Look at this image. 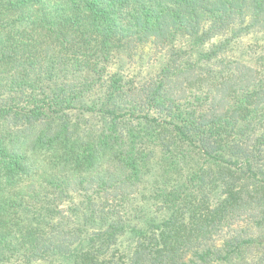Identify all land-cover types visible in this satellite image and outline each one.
Here are the masks:
<instances>
[{
	"label": "trees",
	"instance_id": "1",
	"mask_svg": "<svg viewBox=\"0 0 264 264\" xmlns=\"http://www.w3.org/2000/svg\"><path fill=\"white\" fill-rule=\"evenodd\" d=\"M0 264H264V0H0Z\"/></svg>",
	"mask_w": 264,
	"mask_h": 264
},
{
	"label": "rangeland",
	"instance_id": "2",
	"mask_svg": "<svg viewBox=\"0 0 264 264\" xmlns=\"http://www.w3.org/2000/svg\"><path fill=\"white\" fill-rule=\"evenodd\" d=\"M144 71H148V70H144Z\"/></svg>",
	"mask_w": 264,
	"mask_h": 264
}]
</instances>
